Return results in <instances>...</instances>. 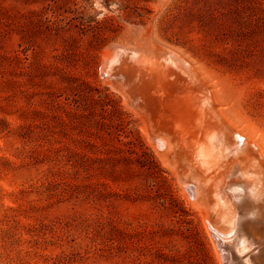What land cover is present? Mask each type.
<instances>
[{
	"label": "rangeland",
	"instance_id": "obj_1",
	"mask_svg": "<svg viewBox=\"0 0 264 264\" xmlns=\"http://www.w3.org/2000/svg\"><path fill=\"white\" fill-rule=\"evenodd\" d=\"M147 38L264 146V0H0V264H222L101 71Z\"/></svg>",
	"mask_w": 264,
	"mask_h": 264
},
{
	"label": "bare ground",
	"instance_id": "obj_2",
	"mask_svg": "<svg viewBox=\"0 0 264 264\" xmlns=\"http://www.w3.org/2000/svg\"><path fill=\"white\" fill-rule=\"evenodd\" d=\"M141 43L107 52L106 82L142 120L221 263L264 264V146L228 116L200 68L176 49Z\"/></svg>",
	"mask_w": 264,
	"mask_h": 264
}]
</instances>
